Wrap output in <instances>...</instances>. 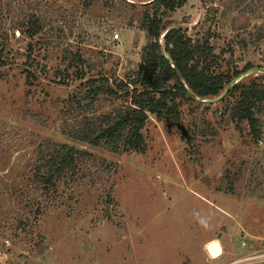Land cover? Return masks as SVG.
<instances>
[{"label":"rangeland","instance_id":"rangeland-1","mask_svg":"<svg viewBox=\"0 0 264 264\" xmlns=\"http://www.w3.org/2000/svg\"><path fill=\"white\" fill-rule=\"evenodd\" d=\"M150 1L0 0V264H221L264 237V101L258 135L237 126L229 91L183 99L179 123L149 113L144 151L63 131L129 102L123 90L70 99L88 78L134 77ZM35 17L42 27L29 37ZM167 24L208 37L216 70L264 66V0H186ZM47 138L91 156L45 195L33 163ZM212 239L223 245L217 257L205 247Z\"/></svg>","mask_w":264,"mask_h":264},{"label":"trees","instance_id":"trees-1","mask_svg":"<svg viewBox=\"0 0 264 264\" xmlns=\"http://www.w3.org/2000/svg\"><path fill=\"white\" fill-rule=\"evenodd\" d=\"M185 1H150L151 6L144 10L142 20L149 40L142 48L141 62L134 77L115 78L112 81L107 78H88L84 81L87 88L85 92H76L70 99L81 102L82 98L92 100L99 94L116 97L123 90L122 96L129 102L116 105L110 112L98 116L87 115L81 122L66 123L63 125L64 132L94 145L105 143L114 151H144L142 128L149 113L157 119L179 123L181 101L195 99L187 87L200 97L216 95L234 75L242 71L236 67L232 72L214 69L216 54L208 37L193 40L181 26L167 24L164 28L165 16ZM253 1L238 0V4L250 6ZM41 27L39 18H29L24 33L31 37ZM162 48L171 60L162 52ZM74 58L76 61H84L78 53L74 54ZM248 67L250 63H246L243 69ZM78 73L83 75V71ZM228 95L234 96L229 110L237 126L241 121H246L250 131L258 135L259 118L256 113L264 101V73L256 74L246 82L234 83ZM44 142L45 151L41 150L33 163V178L36 186H40L47 195L66 172L74 169L79 159L91 156V153L50 138Z\"/></svg>","mask_w":264,"mask_h":264},{"label":"water","instance_id":"water-1","mask_svg":"<svg viewBox=\"0 0 264 264\" xmlns=\"http://www.w3.org/2000/svg\"><path fill=\"white\" fill-rule=\"evenodd\" d=\"M162 52L166 55L164 49L162 48ZM169 60L170 57L166 55ZM175 67V66H174ZM176 68V67H175ZM250 73H264V66L256 65V66H250L242 71H240L238 74L234 75L226 84L224 89L220 91V93L208 97H200L194 92H192L188 87L187 90L189 94H191L195 99L200 100L205 103L215 102L220 100L222 97H224L228 91L231 89L232 85L236 83L238 80L243 78L244 76L250 74ZM206 250L210 254L211 257H217L223 252V248L221 245V242L218 239H212L209 242L206 243Z\"/></svg>","mask_w":264,"mask_h":264},{"label":"built area","instance_id":"built-area-1","mask_svg":"<svg viewBox=\"0 0 264 264\" xmlns=\"http://www.w3.org/2000/svg\"><path fill=\"white\" fill-rule=\"evenodd\" d=\"M113 36L114 38H119V33L114 32ZM221 264H264V237L258 241H254L252 245H247L245 251L240 252Z\"/></svg>","mask_w":264,"mask_h":264},{"label":"crops","instance_id":"crops-1","mask_svg":"<svg viewBox=\"0 0 264 264\" xmlns=\"http://www.w3.org/2000/svg\"><path fill=\"white\" fill-rule=\"evenodd\" d=\"M221 245H222V243H221ZM222 248H223V245H222Z\"/></svg>","mask_w":264,"mask_h":264}]
</instances>
